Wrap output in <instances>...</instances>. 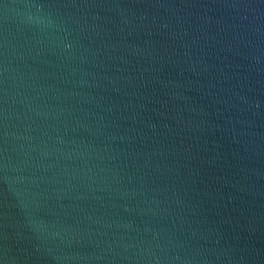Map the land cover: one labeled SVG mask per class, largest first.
Listing matches in <instances>:
<instances>
[{
  "label": "water",
  "instance_id": "water-1",
  "mask_svg": "<svg viewBox=\"0 0 264 264\" xmlns=\"http://www.w3.org/2000/svg\"><path fill=\"white\" fill-rule=\"evenodd\" d=\"M0 264H264V0H0Z\"/></svg>",
  "mask_w": 264,
  "mask_h": 264
}]
</instances>
